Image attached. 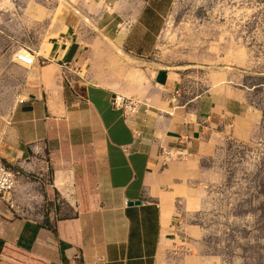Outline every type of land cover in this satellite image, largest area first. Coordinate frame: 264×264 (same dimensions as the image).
<instances>
[{"label": "crops", "instance_id": "crops-1", "mask_svg": "<svg viewBox=\"0 0 264 264\" xmlns=\"http://www.w3.org/2000/svg\"><path fill=\"white\" fill-rule=\"evenodd\" d=\"M64 6L32 67L0 42V159L50 178L71 215L0 222V264H157L177 217L198 205L207 165L251 141L261 112L229 71L189 94L148 61L172 0ZM115 94L140 101L138 114L114 110ZM178 142L190 157L162 167L161 149Z\"/></svg>", "mask_w": 264, "mask_h": 264}, {"label": "rangeland", "instance_id": "rangeland-1", "mask_svg": "<svg viewBox=\"0 0 264 264\" xmlns=\"http://www.w3.org/2000/svg\"><path fill=\"white\" fill-rule=\"evenodd\" d=\"M64 1L0 0V42L13 55L43 46L57 34ZM147 59L189 94L229 71L232 84L248 91L247 106L262 116L251 141L229 146L207 165L198 205L177 217L157 264H264V0H172ZM51 183L21 174L0 202V222L48 225L52 217L70 216L65 200L47 188Z\"/></svg>", "mask_w": 264, "mask_h": 264}, {"label": "built area", "instance_id": "built-area-1", "mask_svg": "<svg viewBox=\"0 0 264 264\" xmlns=\"http://www.w3.org/2000/svg\"><path fill=\"white\" fill-rule=\"evenodd\" d=\"M13 58L27 68L32 67L35 63V53L28 48L20 49L13 55ZM111 106L126 118H133L138 114L141 103L136 99L115 94L111 99ZM184 145L183 142H178L177 147L162 148L159 156L162 167L173 162L186 161L190 155ZM20 176L19 170L7 166L0 159V202L16 190Z\"/></svg>", "mask_w": 264, "mask_h": 264}, {"label": "trees", "instance_id": "trees-1", "mask_svg": "<svg viewBox=\"0 0 264 264\" xmlns=\"http://www.w3.org/2000/svg\"><path fill=\"white\" fill-rule=\"evenodd\" d=\"M2 247H3V242L0 241V253H1Z\"/></svg>", "mask_w": 264, "mask_h": 264}]
</instances>
